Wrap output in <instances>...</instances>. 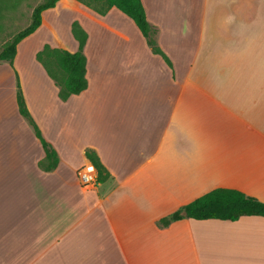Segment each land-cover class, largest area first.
Masks as SVG:
<instances>
[{
    "label": "crops",
    "instance_id": "obj_1",
    "mask_svg": "<svg viewBox=\"0 0 264 264\" xmlns=\"http://www.w3.org/2000/svg\"><path fill=\"white\" fill-rule=\"evenodd\" d=\"M142 2L171 64L120 9L78 0L43 10L13 66L0 61V264H264V215L158 224L216 187L264 201V0ZM75 21L88 86L63 100L36 54L77 50ZM87 147L110 172L92 188L77 174Z\"/></svg>",
    "mask_w": 264,
    "mask_h": 264
},
{
    "label": "trees",
    "instance_id": "obj_2",
    "mask_svg": "<svg viewBox=\"0 0 264 264\" xmlns=\"http://www.w3.org/2000/svg\"><path fill=\"white\" fill-rule=\"evenodd\" d=\"M58 0H44L37 4L32 12V19L27 26L18 31L0 50V61H7L13 66L18 43L30 33L35 31L42 23V11L56 5ZM88 6L90 0H78ZM104 5L100 8L93 7L94 10L105 14L111 7L115 6L122 12L130 16L146 38L148 45L153 53L162 55L165 60L171 64L169 57L160 47L157 39L158 28L151 24L147 18L142 0H103ZM72 32L79 41V48L70 51L63 47H54L46 43L42 49L38 50L36 58L42 63L50 77L58 86V95L66 100L73 94H78L88 86L86 76L87 57L84 46L88 38L87 31L77 22H73ZM57 66L61 76L53 68ZM16 74V101L18 110L28 121L36 136L40 139L45 150V157L39 160V166L44 170H53L59 163L60 157L53 146L42 133V130L33 117L24 90L20 81L18 72ZM85 155L92 162L98 172V181L102 182L110 176L106 165L101 161L98 152L87 147ZM244 214L264 215V201L246 194L243 191L228 187H216L206 193L198 196L194 200L178 208L177 210L162 216L158 220L159 225H167L174 220L183 217L195 219L220 218V219H238Z\"/></svg>",
    "mask_w": 264,
    "mask_h": 264
},
{
    "label": "rangeland",
    "instance_id": "obj_3",
    "mask_svg": "<svg viewBox=\"0 0 264 264\" xmlns=\"http://www.w3.org/2000/svg\"><path fill=\"white\" fill-rule=\"evenodd\" d=\"M41 1L44 0H0V50L7 40H10L18 31L29 24L34 7ZM90 5L91 8H100L104 2L103 0H90ZM50 17L52 21L55 20V16ZM53 68L61 76L58 67L53 65ZM10 78L11 74L9 75ZM5 110L4 107H0V113Z\"/></svg>",
    "mask_w": 264,
    "mask_h": 264
},
{
    "label": "built area",
    "instance_id": "obj_4",
    "mask_svg": "<svg viewBox=\"0 0 264 264\" xmlns=\"http://www.w3.org/2000/svg\"><path fill=\"white\" fill-rule=\"evenodd\" d=\"M77 174L83 187L92 188L98 183L97 169L90 161L77 169Z\"/></svg>",
    "mask_w": 264,
    "mask_h": 264
}]
</instances>
